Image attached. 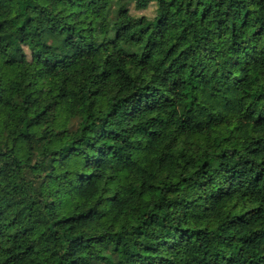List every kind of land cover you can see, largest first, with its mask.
I'll use <instances>...</instances> for the list:
<instances>
[{"label":"trees","instance_id":"obj_1","mask_svg":"<svg viewBox=\"0 0 264 264\" xmlns=\"http://www.w3.org/2000/svg\"><path fill=\"white\" fill-rule=\"evenodd\" d=\"M0 264H264V0H0Z\"/></svg>","mask_w":264,"mask_h":264},{"label":"rangeland","instance_id":"obj_2","mask_svg":"<svg viewBox=\"0 0 264 264\" xmlns=\"http://www.w3.org/2000/svg\"><path fill=\"white\" fill-rule=\"evenodd\" d=\"M152 8H149L148 10L146 11H143V12H137V13H140V14H145V15H150L152 13ZM171 214L173 216H178L180 214V211L178 208H175L173 210H171ZM214 225V223H213ZM155 228L153 226H150L149 227V232H152ZM147 233H142L138 236L135 237V241H136V244L139 246L141 243L145 242L147 240ZM202 246L205 250L209 251L211 249V245L209 242L207 241H204L202 242Z\"/></svg>","mask_w":264,"mask_h":264}]
</instances>
